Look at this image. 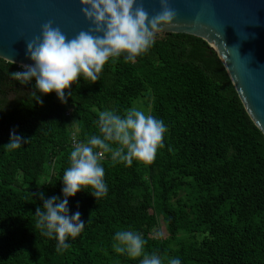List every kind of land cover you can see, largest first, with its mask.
Instances as JSON below:
<instances>
[{
    "label": "trees",
    "instance_id": "1",
    "mask_svg": "<svg viewBox=\"0 0 264 264\" xmlns=\"http://www.w3.org/2000/svg\"><path fill=\"white\" fill-rule=\"evenodd\" d=\"M15 67L0 58V264L125 263L132 259L112 248L119 230L141 233L146 252L181 264H264V135L206 41L158 32L135 62L110 58L97 82L80 77L65 90L66 103L14 80ZM9 92L22 96L6 107ZM139 97H149V114L168 128L165 146L147 164L150 187L137 160L114 165L105 154L108 194L97 201L89 189L67 197L69 215L79 211L85 229L57 252V240L35 227V213L43 210L41 193L65 199L72 122L76 141L86 142L100 135V111L123 116ZM12 130L29 140L9 151ZM45 163L54 175L36 187ZM28 243L42 251L39 262L29 257Z\"/></svg>",
    "mask_w": 264,
    "mask_h": 264
},
{
    "label": "clouds",
    "instance_id": "2",
    "mask_svg": "<svg viewBox=\"0 0 264 264\" xmlns=\"http://www.w3.org/2000/svg\"><path fill=\"white\" fill-rule=\"evenodd\" d=\"M81 3L82 12L93 27L68 39L51 21L42 25V35L27 42L26 55L34 64H22L23 71L11 73L14 80L26 85L35 78L36 90L45 95L55 92L66 103L65 90L78 84L80 77L97 82L110 58L114 63L123 55L125 62H135L155 45L162 26H172L177 18L169 0H160L162 10L152 17L142 4L137 6V0H81ZM37 101L43 102L39 96ZM98 117L100 135L76 143L70 152V166L62 176L65 199L61 201L56 196L45 199L40 194L43 210L37 208L35 227L42 236L57 240V252L68 250L71 245L66 241L75 240L85 229L79 211L69 215L67 197L89 189L97 201L108 194L102 165L105 154H110L114 165L131 166L134 160L151 164L158 150L165 146L168 128L164 121L136 107L127 109L123 116L115 110H104ZM28 140L12 130L10 143L4 147L9 151L19 149ZM146 243L137 231L119 230L113 237L112 248L132 260L140 259V264H164L165 259L168 264H181L179 258L149 254L145 251Z\"/></svg>",
    "mask_w": 264,
    "mask_h": 264
},
{
    "label": "water",
    "instance_id": "3",
    "mask_svg": "<svg viewBox=\"0 0 264 264\" xmlns=\"http://www.w3.org/2000/svg\"><path fill=\"white\" fill-rule=\"evenodd\" d=\"M177 18L164 32L193 35L206 41L222 63L243 108L264 135V0H169ZM155 16L160 0H137ZM81 0H0V58L34 64L27 42L42 35V25L72 39L93 25ZM93 35H98L93 33Z\"/></svg>",
    "mask_w": 264,
    "mask_h": 264
},
{
    "label": "rangeland",
    "instance_id": "4",
    "mask_svg": "<svg viewBox=\"0 0 264 264\" xmlns=\"http://www.w3.org/2000/svg\"><path fill=\"white\" fill-rule=\"evenodd\" d=\"M164 33V32H163ZM162 34V33H161ZM158 34V35H161ZM157 35V34H156ZM22 94L21 93H16V92H9L7 94V98H6V107H9L12 105V102L14 100H16L18 97H21ZM131 107H136L139 110L144 111L146 114H149L150 111V99L149 97H139L135 100L132 101L131 105L129 108ZM3 109L5 108V105H3L2 107ZM71 131H70V137L74 136L76 134L77 128L74 122H72L71 125ZM138 173L140 175V177L146 182V184L150 187L151 185V180L149 179V171H148V167L147 164L138 161ZM54 175L53 171L51 170L49 164L45 163L44 165V169L42 170L41 174H40V178L39 180L36 182L35 186L36 187H41V185L46 182L48 179H50L52 176ZM180 197V194H177L175 197H173L171 199V202L174 203L175 200ZM159 233H161L163 235V237L166 236V233L164 231V228H160L159 229ZM179 236H182L181 234ZM27 251L29 252V257L34 260L35 262H39L41 260L42 256V251L38 248V245H35L33 243H28L27 245ZM120 264H140V261L138 262H134L132 260H128L125 263H120Z\"/></svg>",
    "mask_w": 264,
    "mask_h": 264
},
{
    "label": "built area",
    "instance_id": "5",
    "mask_svg": "<svg viewBox=\"0 0 264 264\" xmlns=\"http://www.w3.org/2000/svg\"><path fill=\"white\" fill-rule=\"evenodd\" d=\"M15 65H16V67H15L14 72H17V71H23V70H24V69L21 67L22 64H15ZM16 81H17V80H16ZM18 82H19V81H18ZM35 83H36L35 78H33L32 81H31L29 84H27V85L33 86V87L35 88ZM37 91H38V90H37ZM42 94H43V93H42ZM48 95H51V96H53V97H55V98H59L55 92H52L51 94H48ZM65 115H66V116H69V115H70V110H69V109H67V110L65 111ZM76 143H78V142L76 141L75 137H74V136H71V137H70V144H71V147L74 148V146H75Z\"/></svg>",
    "mask_w": 264,
    "mask_h": 264
},
{
    "label": "bare ground",
    "instance_id": "6",
    "mask_svg": "<svg viewBox=\"0 0 264 264\" xmlns=\"http://www.w3.org/2000/svg\"><path fill=\"white\" fill-rule=\"evenodd\" d=\"M159 32H164L163 30L159 31Z\"/></svg>",
    "mask_w": 264,
    "mask_h": 264
}]
</instances>
